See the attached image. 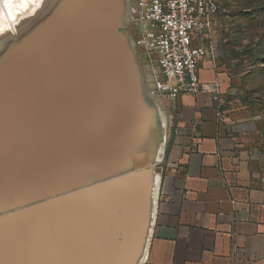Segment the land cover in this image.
I'll return each mask as SVG.
<instances>
[{"label":"rangeland","instance_id":"374dc122","mask_svg":"<svg viewBox=\"0 0 264 264\" xmlns=\"http://www.w3.org/2000/svg\"><path fill=\"white\" fill-rule=\"evenodd\" d=\"M124 2L130 4L133 10L132 12H130L131 14L127 15L128 17L126 16L125 18L126 28L123 27L124 29H121L120 31L124 33L127 37H130L135 41L137 49V63L142 68L144 83L143 91L145 94L144 98L147 104L158 107L161 114L160 123L162 125V142L158 157L155 158L152 163H149L150 166L145 165L146 168L142 170L141 168H134L136 170H134L133 172L138 175H141L144 171L147 170L150 175H159L161 177L163 172L166 170V161L164 158L165 135L167 127L166 105L163 100V95L155 91L154 74L149 63L147 62V55L146 53L140 50V47H138L140 31L133 15L135 10V0H124ZM3 3V0H0V6ZM221 5L223 9L222 15L220 21L217 23L216 29L208 37V54L206 57L207 61H205L203 65H213L214 69L218 73L223 75V79L225 80L223 107L225 108V110L232 111L238 109H246L249 112L251 118L253 119L258 139L257 173L264 179V0H221ZM42 6L43 9H45V5ZM93 7L94 10L90 13L80 12L79 10H77L78 13L73 21L64 17L62 19V25L58 23L47 27V29L46 27H40L41 21L38 22V24H32L30 27L28 26L29 28L26 27L25 29L21 27L16 28V26L10 25L11 30L9 32L3 33L2 36L0 35V70H3L5 72L0 74V109L2 108L0 110V162H5L6 158L9 157L10 162L15 163V166L11 168V170H15L14 173L11 174L12 176H9L7 174L10 178L6 181L5 179H1V182L12 181L13 186L11 187L10 191L15 192L16 190L20 191L24 189V182L22 180H25L26 176L28 177L40 174L42 173L39 172L41 171V169L42 171H47L49 169V166L53 165V162L56 160V156L55 154H53L54 149L51 148L52 143H57V139H61V141L65 140L66 142L67 138L70 135L69 133L71 132L69 130L72 129L70 125L73 126L74 124H76V121H73L72 119V112H69V105L71 104L74 98L73 94L71 96V91L76 86L73 78L74 75L78 73L80 69L83 68V65L80 64L81 61L83 62L85 60L83 63H90L88 57L90 55L89 52L91 46L94 45L98 47L100 45L99 43L102 40V37H104V31L102 29L103 23L101 22V19L98 18V16H100L101 10L96 6V4H93ZM84 18L85 20H83ZM120 19H117L112 23L114 25L123 24V19ZM99 23H101V25ZM96 24H99L101 27H99V25L97 26ZM93 25L94 27H92ZM58 26L59 29H62L58 30L57 32V30L55 29ZM93 28H96L94 29L96 30L95 32ZM82 29L84 30L82 31ZM98 29L100 30L98 31ZM113 29L114 27H111V29L108 28L107 33H113ZM75 31H78V33ZM83 33L87 35L81 36V34ZM75 36L77 39L80 38V42L82 38V43L77 42L78 40L75 38ZM86 37L89 40L91 38V40H85ZM93 37L95 38L93 39ZM66 38H69L70 41ZM36 39L38 40L36 41ZM33 40H35L36 42H34ZM52 40L53 42H55V44L57 42L55 40H60L61 43L63 40L64 42L62 44L57 42L59 44H56L54 46ZM94 40H97L98 42ZM30 41L33 42L30 43ZM91 41H94L95 44ZM68 42H70L71 44ZM66 43L67 45L66 47H64ZM77 43H79V46ZM68 44L72 47L74 45H77L78 47L75 48L74 46L73 48H71L68 46ZM51 45L53 46V48L58 47V49L60 50L64 48L62 49V51L67 50L65 51V55L64 52L61 53L60 50L56 51V48L55 52L59 53L53 54L54 49ZM59 46L61 47L59 48ZM84 46H87L88 48H84ZM69 49L72 51V53L74 49L77 53L80 50L81 51L80 54L78 53V55L75 51V53L73 54H70L71 52L66 53L69 52ZM45 50H47V52ZM85 52L88 53L85 54ZM99 52L100 51L98 50V53ZM45 54H47L49 57L51 54L50 59L49 57L47 58V55ZM56 54H59L57 58L55 57ZM75 54L77 55V57L74 56ZM68 55L70 56L71 60L66 58V56ZM62 56L65 57L66 60L64 58L62 60ZM59 57L61 61L58 60ZM152 57L154 58L155 55H153ZM77 59L81 60L79 62L80 65L78 64ZM210 60H214L215 63H208ZM66 64L68 68H66ZM10 65H13V68H11ZM36 67L38 69H36ZM9 70H11V72H9ZM16 70H18V72ZM64 71H69L65 72L66 74L69 73V76L65 75ZM14 74H16V77L14 76ZM71 74H73V76ZM57 75H60L57 78V80L59 81V85L57 80H55ZM63 75L66 76L64 77L65 79L62 78ZM7 76L10 79H8ZM3 78H5L6 80ZM66 78L68 79V81L66 80ZM61 84L63 85L61 86ZM69 85H75L73 86V88L71 87L72 89L71 91L69 90L70 92H68V89H70ZM65 93L69 96H65ZM128 93L130 92H127V94ZM29 96H31V99L29 98ZM63 96L65 98L67 97L66 100ZM18 98H20V100ZM10 101L11 103H9ZM21 106L24 108V110ZM14 107H18V109ZM19 107H21L22 110L21 112L19 111L20 113L18 112ZM66 108L67 110H65ZM65 111H67V113ZM69 116L72 118L70 119ZM66 120L67 122H69H64ZM65 123H67V125ZM61 125L63 127H61ZM67 126L68 128H66ZM133 126L134 124H132L131 126V131L133 130ZM56 127L59 129H57ZM67 133L68 136H64L67 135ZM69 140L70 139L68 138V141ZM65 142H63V144ZM131 142V139H127L126 144L123 145V147H127V152L129 153L126 152L125 154H129V160H131V158H133V156L138 153L136 152L134 146L132 144H129ZM41 143H48L49 145L45 147L43 145L41 146ZM57 146L58 145H56L55 148H57ZM44 168H46V170ZM24 172H27V174L22 177V174ZM113 176H110L108 178L110 179V181L108 182L111 184V186L116 187L119 186L117 184L120 183L116 180L128 177L129 171L123 174L116 175L119 178ZM139 178H141V176H139ZM143 187L146 190V193L141 203L142 205L136 208L137 217L139 219H142V222L140 221L141 227L139 228V232L137 234L138 237L135 245V255L127 264H142L146 231L152 226L150 223L151 214L155 211L154 201L157 200V193L153 184L143 183ZM56 188L57 187L45 189L43 185L36 184L34 189L35 192L33 194L32 192L28 193L29 191H26L24 192L22 197H19L18 194L16 198H13L12 201L8 203H1L0 201V264H24L25 262L26 264L41 263L43 255L40 254V256L35 255L33 257H28L26 255L25 260V258H22V255L20 257L17 256L18 258H16L13 249L16 248L20 250V247L23 243L22 241H25L26 235L28 236L27 239L33 240L34 238H36V236L40 235L41 233L49 231V225L57 223L63 224L64 219L71 215L72 208L70 209V212L66 214V211L62 208V205L68 204L70 205L69 208L73 207L70 201H78V198L76 197L77 194H83L87 192V188H83L81 189L82 191L80 190L78 192H67L69 190H65L66 193L60 192ZM50 198H52L51 201L46 203ZM1 199L2 193H0V200ZM108 213L109 214H105V216L100 215L101 217L99 216L98 218V221L102 222V224L104 222H108V235L103 239L105 246V248L103 247V250L111 248L114 252H116L117 248H119L118 252L122 250L120 252L125 253L126 243L128 242L130 237V232L128 231V227H126V215L124 214V211L120 206L118 208V215L120 214L124 217H122L123 221L122 224L120 223L119 226V224L114 222L113 218H109L110 210L108 211ZM96 218L97 217L94 215L89 217V220H91V226L94 225L97 221ZM63 229L65 228L59 227L56 231L63 233L65 231H63ZM47 244H49V242H47ZM33 246L34 245H32V247ZM49 251L50 250L48 249V256ZM40 253H42V250L40 251ZM76 258L77 256L74 255V261Z\"/></svg>","mask_w":264,"mask_h":264},{"label":"bare ground","instance_id":"6f19581e","mask_svg":"<svg viewBox=\"0 0 264 264\" xmlns=\"http://www.w3.org/2000/svg\"><path fill=\"white\" fill-rule=\"evenodd\" d=\"M3 2L4 3L0 6L1 36L3 33L9 32L11 30L10 25L16 26V28L21 27L23 29L28 26L30 27L32 24H38L40 21V27H46V29L47 27L58 23L62 25V19L64 17L73 21L78 13L77 10L87 13L92 12L94 10L93 4H96V6L101 10L100 16H98V18H100L101 22L103 23L102 29L104 31V37H102V40L99 43L100 45L98 47L92 45L90 52L88 51L90 53L88 57L90 63H83L85 60L82 62L81 60L77 59L78 64L81 61L80 64L83 65V68L74 75L73 80L75 81L76 86L69 85L70 89H68V92H70L73 86H75L72 90L73 93L71 91V96L73 94L74 98L70 105L67 104L70 107L69 112H72L73 114V118L70 116L69 117L70 119L72 118L73 121H76V124H74V122L73 126L70 125L72 127L71 130L67 129L71 131L68 137L70 140L68 141L67 138V143L65 140L61 141V139H57V143H52L51 148L54 149L53 154L56 156V160L53 162V165L49 166L47 171L43 170V172L41 169L39 172L42 173L40 174L36 173L37 175L34 176H26L25 180H22L24 182V189L13 192L10 191L11 187L13 186V182H1V179H5L6 181L10 178L9 176H12L11 174H13L15 170H11V168L15 166V163H11L9 157L6 158L5 162H0V193H2V199L0 200L1 203H8L12 201V199L16 198L18 194L19 197H22L26 191H29L28 193L32 192L33 194L35 192L34 189L36 184L43 185L45 189L57 187V190L64 193H66L65 190H69L67 192H78L83 188H87V192L83 194H77L76 197L78 198V201H70L73 207L69 208L70 205L68 204L62 205V208L66 211V214L70 212V209L72 208L71 215L64 219L63 224L57 223L49 225V231L41 233L33 240L27 239L28 236L26 235L25 241H22L23 243L20 247V250L16 248L13 249L15 256L18 258L17 256L20 257L22 255V258H25L26 255L28 257H33L35 255L40 256L41 254L43 255V258L40 264H127L135 255V245L138 237L137 234L139 232V228L141 227L140 221L142 222V219H139L136 215V208L142 205L141 203L146 193L143 183L153 184L155 186L156 193L158 192L160 186L159 175H150L147 170L141 175H138L133 171L136 170L134 168H141V170L145 169V165L152 163L154 159L158 157L162 142V125L160 123L161 114L158 107L149 105L145 101L142 68L137 63V49L135 41L120 31L121 29H124L123 27H125L126 23L125 18L130 14V12H132V7L130 4L125 3L124 0H3ZM42 5H45V9H43ZM120 18L123 19V24L114 25L112 23L113 21H116ZM83 20H85V18ZM99 24L101 25V23ZM100 25L99 27H101ZM92 27H94V25ZM111 27H114L113 33H107V29H111ZM96 28H93V30ZM61 29H59L58 26L55 30L58 32V30ZM83 30L84 29H82V31ZM99 30L100 29H98V31ZM95 31L96 30H94V32ZM75 32L78 33V31ZM83 35L86 36L87 34H81V36ZM95 37H93V39ZM38 39H36V41ZM66 39L70 41L69 38ZM87 39L88 38L86 37L85 40ZM77 40V42L82 43V38L81 42L79 41L80 38ZM90 40L88 39V41ZM33 41L36 42L35 40ZM55 41L59 42L60 44L64 42L63 40L62 43L60 40ZM94 41L91 42L94 43ZM32 42L30 41V43ZM57 42L56 44H59ZM52 43L54 46L56 45L53 40ZM79 43H77L78 46ZM66 45L67 43L65 46H63L66 47ZM74 46L75 48L78 47L77 45ZM60 47L61 46H59V48ZM69 47L73 48L72 46ZM85 47L87 46H84V48ZM55 48H53V54L59 53L55 52ZM62 49L60 50L57 47L56 51L60 50L61 53L64 52L65 55V51L67 50L62 51ZM98 50L100 51L99 53ZM45 51L47 52V50ZM74 51L73 53L76 52ZM80 51L78 52L79 54ZM66 53L73 54L70 49L69 52ZM87 53L85 52V54ZM48 55L46 56L47 58L49 57ZM58 55L56 54L55 57L57 58ZM69 55L66 56V58L71 60ZM77 55L75 54L74 56L77 57ZM63 56L61 57L62 60L63 58L65 59ZM58 60L61 61L60 57ZM12 66L11 68H13ZM37 67L36 69H38ZM66 68H68V66ZM16 71L18 72V70ZM3 72L4 71L2 70L0 74ZM9 72H11V70H9ZM65 72L69 71H64V73ZM15 75L16 74H14V76ZM65 75L69 76V73H65ZM71 75L73 76V74ZM58 76L60 75H57L55 80H57ZM64 77L66 76L63 75L62 78L65 79ZM66 80L68 81L67 78ZM57 82L59 85L58 80ZM63 84H61V86ZM127 92L130 93L127 94ZM66 95L67 94L65 93V96ZM29 98L31 99V96H29ZM18 99L20 100V98ZM11 101L9 103H11ZM21 107H19L18 112L22 111ZM16 109H18V107ZM65 110H67V108ZM65 112L67 113V111ZM64 122H67V120ZM67 123L65 124L67 125ZM132 124H134V126L133 130L131 131ZM61 127L63 126L61 125ZM66 128H68V126ZM64 136H68V133ZM127 139L132 140V142L129 144H132L136 149V152H138L135 154V156H133V158H131V160L128 159L129 154H125L127 152V147H123V145L126 144ZM63 142L65 143L63 144ZM40 145L47 147L49 144L41 143ZM56 145H58L57 148H55ZM44 169L46 170V168ZM128 171V177H121L122 179L116 180L120 182L117 184L119 186H111V184L108 182L110 181V179H108L110 176H116ZM26 174L27 172H24L22 177H24ZM139 176H141V178H139ZM116 178L119 177L116 176ZM52 198L48 199L46 203L50 202ZM156 204L157 200L154 201L155 209ZM120 206L126 215V227H128V231L130 232L129 240L126 243V251L124 250L125 253L120 252L122 250H120L119 253V248H117L116 252H114L111 248L103 250V247L105 248L103 239L108 235V222H104L102 224V222L98 221L100 215L105 216V214H109L108 211L110 210L109 218H113L114 222L120 226V223L122 224L123 221L122 217H124L120 214L118 215V208ZM91 214L97 217V221L92 226L90 224L91 220H89V217L92 216ZM154 214L155 211L151 214V225L153 224ZM59 227L65 228L63 229V231H65L63 233L56 231ZM151 230L152 226L146 231L142 262L148 248ZM47 242H49V244H47ZM32 245L34 246L32 247ZM48 249L50 250L49 256L47 255ZM41 250L42 253H40ZM74 255L77 256L75 261L73 259ZM24 264H26V262Z\"/></svg>","mask_w":264,"mask_h":264},{"label":"crops","instance_id":"0c3cea01","mask_svg":"<svg viewBox=\"0 0 264 264\" xmlns=\"http://www.w3.org/2000/svg\"><path fill=\"white\" fill-rule=\"evenodd\" d=\"M221 15L198 43L207 54ZM137 25L141 37L149 25ZM140 50L154 74L156 57ZM206 57L199 80L218 86L217 93L184 94L172 102L163 96L166 170L142 264H264V179L257 173L255 123L246 109L225 110V80L213 65H203Z\"/></svg>","mask_w":264,"mask_h":264},{"label":"built area","instance_id":"2783aa9c","mask_svg":"<svg viewBox=\"0 0 264 264\" xmlns=\"http://www.w3.org/2000/svg\"><path fill=\"white\" fill-rule=\"evenodd\" d=\"M222 10L220 0H135L136 22L149 25L138 47L155 55L154 88L167 101L218 92V86L200 83L199 65L207 49L198 43Z\"/></svg>","mask_w":264,"mask_h":264}]
</instances>
